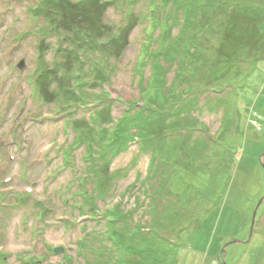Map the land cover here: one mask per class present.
<instances>
[{
  "label": "rangeland",
  "instance_id": "374dc122",
  "mask_svg": "<svg viewBox=\"0 0 264 264\" xmlns=\"http://www.w3.org/2000/svg\"><path fill=\"white\" fill-rule=\"evenodd\" d=\"M36 2L0 0V264H264V0Z\"/></svg>",
  "mask_w": 264,
  "mask_h": 264
},
{
  "label": "trees",
  "instance_id": "16d2710c",
  "mask_svg": "<svg viewBox=\"0 0 264 264\" xmlns=\"http://www.w3.org/2000/svg\"><path fill=\"white\" fill-rule=\"evenodd\" d=\"M100 1V0H99ZM163 0H160V5H161V2H162ZM42 3V6L41 7H36V9H44L43 8V4L45 3V0L44 1H42L41 2ZM82 3V2H81ZM81 3H79V4H81ZM108 2H106L105 4H107ZM74 5H77V4H74ZM48 7V6H47ZM159 8V5L157 4L156 5V9H158ZM155 10V9H154ZM154 10H152L151 9V12L152 11H154ZM46 11L48 12V13H50V14H52V15H58V16H62V14L60 13V11L58 10V9H56L55 7H53V6H50V7H48L47 9H46ZM159 16V15H158ZM155 18H157V15L155 14ZM73 24L75 23L74 22V20H70ZM223 23V22H222ZM222 28V27H221ZM262 28L263 29H260L259 30V36L260 37H262V36H264V24L262 25ZM263 30V31H262ZM84 31V30H83ZM78 32V33H77ZM79 33H81V29H77V27L75 28V29H72V31L70 32V36H69V34H64V35H62V39H60V41H58V39L56 38V40H55V42H54V44L52 45V53L55 55V57H56V55L57 56H59V53H61L63 50V52H67V51H70V52H74V51H76L78 48H79V51L81 52V53H83L84 54V52H86L84 55L85 56H87V53H89V50L90 49H94V51L95 50H100V47H97V48H94L93 46L94 45H92V43H91V41L89 40V38L88 37H86V36H84L83 38H81V43H79V42H77L78 40H76V37H78L80 34ZM264 38V37H263ZM95 40V42H96V44H98V46L99 45H103L104 44V42H103V40H101L100 38H95L94 39ZM76 43H77V45H76ZM86 44V45H85ZM259 44H261V47H263L264 46V39L262 40V38H261V40H259L258 38H255V39H253V37L251 38V40H249V44H247L246 46H245V49L247 50V52L245 53L244 51H237L236 52V54H235V56H234V58L239 62L238 64L239 65H241V66H244V64H249L250 62V56L247 54L252 48H254V47H256V46H258ZM82 45H85V48H82ZM148 45L149 44H147V47H148ZM254 45V46H253ZM39 47H40V45H39ZM38 47V48H39ZM87 48H89V49H87ZM40 50H42V46H41V48H40ZM98 53H99V51H98ZM40 54H42V53H40ZM255 55H253V57H256L257 56V53H254ZM251 55V54H250ZM106 57H107V55H106ZM233 57V56H232ZM232 57H230L229 59H231ZM57 58V57H56ZM97 58H98V60H101L102 58H103V56L102 55H97ZM171 59H173L172 57H171ZM103 60V59H102ZM171 62H172V60H170ZM220 61H222V60H219L218 61V64L220 65L221 63H220ZM158 64H157V62H154V74H152V76H153V81L155 82V83H157L158 85H167V82H166V78H165V75H166V73H165V71H163V69L162 68H160V67H158L157 66ZM182 67V66H181ZM180 67V68H181ZM92 69V68H91ZM161 69V71H158V70H160ZM52 70V68H48V69H46V72H50ZM76 73V76L78 77V76H80V75H82L81 74V72H78V71H76L75 72ZM177 77H179V74H178V76ZM181 81V80H180ZM160 85V86H161ZM64 93H66L67 95L68 94H71V95H74V94H76L75 92L76 91H74V90H72V87L71 86H68V85H64V86H62V89H61ZM212 91H214V90H217V89H211ZM175 90H173V92L172 93H174L175 94ZM63 94V93H62ZM173 95V94H172ZM63 96V95H62ZM156 105V104H155ZM143 107L144 108H151V109H153L151 106H148V105H143ZM158 107V106H157ZM159 108V107H158ZM227 124H228V122H226V126H227ZM83 191V190H82ZM150 201H153V199H151ZM88 202V201H87ZM120 208V206L119 205H115L114 207H113V209L112 210H106V211H104L102 214H103V218L102 219H106L108 222H111V223H114V224H117V225H119V224H125V222L124 221H126L125 220V217H126V213H124L122 210H120L119 209ZM95 210L97 211L98 209H96L95 208ZM102 214H100V215H102ZM108 214V215H107ZM105 215V216H104ZM107 215V216H106ZM129 215V214H128ZM93 216H94V214H93ZM111 240H113V238H111ZM84 241L83 240H80L79 242H78V244L80 245V246H82V243H83ZM86 264H87V261L85 262Z\"/></svg>",
  "mask_w": 264,
  "mask_h": 264
},
{
  "label": "water",
  "instance_id": "95a60500",
  "mask_svg": "<svg viewBox=\"0 0 264 264\" xmlns=\"http://www.w3.org/2000/svg\"><path fill=\"white\" fill-rule=\"evenodd\" d=\"M261 162V166L264 168V163L262 161ZM264 198V197H263ZM263 198L260 200V202L258 203V205L256 206L254 212H253V218H252V222H251V230H250V233L252 232V228L254 226V217H255V213L257 211V208L259 207L260 203L262 202ZM61 250L59 248L55 249V252H60ZM223 251H224V248H223Z\"/></svg>",
  "mask_w": 264,
  "mask_h": 264
}]
</instances>
